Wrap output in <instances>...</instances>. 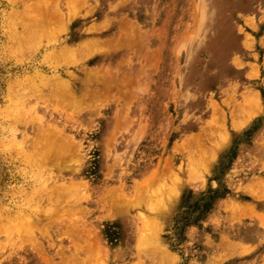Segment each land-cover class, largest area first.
Segmentation results:
<instances>
[{"label":"rangeland","instance_id":"1","mask_svg":"<svg viewBox=\"0 0 264 264\" xmlns=\"http://www.w3.org/2000/svg\"><path fill=\"white\" fill-rule=\"evenodd\" d=\"M0 264H264V0H0Z\"/></svg>","mask_w":264,"mask_h":264}]
</instances>
